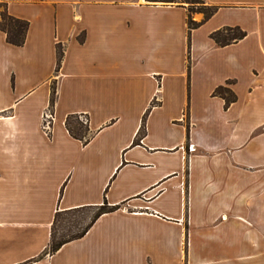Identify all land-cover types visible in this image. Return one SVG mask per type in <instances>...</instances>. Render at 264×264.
Returning <instances> with one entry per match:
<instances>
[{
  "label": "crops",
  "instance_id": "crops-1",
  "mask_svg": "<svg viewBox=\"0 0 264 264\" xmlns=\"http://www.w3.org/2000/svg\"><path fill=\"white\" fill-rule=\"evenodd\" d=\"M203 1L219 10L188 39L178 5L0 0L29 23L22 47L0 31V264H264V0ZM226 27L245 38L218 47ZM104 202L119 209L40 258L56 212Z\"/></svg>",
  "mask_w": 264,
  "mask_h": 264
},
{
  "label": "trees",
  "instance_id": "trees-1",
  "mask_svg": "<svg viewBox=\"0 0 264 264\" xmlns=\"http://www.w3.org/2000/svg\"><path fill=\"white\" fill-rule=\"evenodd\" d=\"M147 4L156 5H178L179 7L185 8L187 11V28H188V39L193 30L198 29L208 20H210L219 10V7L210 6L203 0H144ZM0 31L6 35V41L9 45L14 47H22L25 44L27 32L29 29V23L24 20H20L10 16L7 13L6 4H0ZM194 14H201L203 16L200 22H196L193 19ZM246 33L239 27L235 28H223L210 35L211 40L218 47H226L235 44L244 39ZM84 38H81L83 42ZM57 65L56 73L60 71L61 64L64 57L63 47L57 46ZM228 82L227 85H230ZM213 95L224 100L225 108L235 103L237 100L236 95L226 86L218 87ZM57 92L56 84L53 83L50 98V113L53 114V108L56 103ZM150 112V109L146 112L143 117L141 129L135 144H139L140 140L145 136V122ZM65 127L70 136L80 141L84 146L87 145L91 139L92 134L89 128V119L85 115H69L65 120ZM119 209L118 206H109L107 202H104L101 206H90L82 207L62 212H56L54 220L51 226V236L48 248L44 254L40 257L53 254L57 252L62 246L79 240L84 237L94 223L102 216L108 213L115 212ZM94 210L91 217L86 216L87 211Z\"/></svg>",
  "mask_w": 264,
  "mask_h": 264
},
{
  "label": "built area",
  "instance_id": "built-area-1",
  "mask_svg": "<svg viewBox=\"0 0 264 264\" xmlns=\"http://www.w3.org/2000/svg\"><path fill=\"white\" fill-rule=\"evenodd\" d=\"M52 114L49 112L46 114L45 116V121H44V128L47 132L50 131V127H51V121H52Z\"/></svg>",
  "mask_w": 264,
  "mask_h": 264
},
{
  "label": "rangeland",
  "instance_id": "rangeland-1",
  "mask_svg": "<svg viewBox=\"0 0 264 264\" xmlns=\"http://www.w3.org/2000/svg\"><path fill=\"white\" fill-rule=\"evenodd\" d=\"M2 11V9H0V12ZM197 14H194L193 15V17H195ZM54 83V82H53ZM93 213H94V210H92V211H87L85 214H86V216L87 217H91L92 215H93Z\"/></svg>",
  "mask_w": 264,
  "mask_h": 264
}]
</instances>
